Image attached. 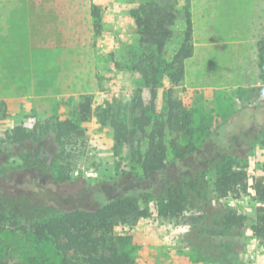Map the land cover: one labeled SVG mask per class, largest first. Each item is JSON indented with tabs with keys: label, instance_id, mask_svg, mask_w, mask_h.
Segmentation results:
<instances>
[{
	"label": "rangeland",
	"instance_id": "obj_1",
	"mask_svg": "<svg viewBox=\"0 0 264 264\" xmlns=\"http://www.w3.org/2000/svg\"><path fill=\"white\" fill-rule=\"evenodd\" d=\"M173 1L191 12L193 55L174 83L164 69L183 40L180 14L166 49L156 55L161 71L154 116L166 113L172 90L195 129L182 144L191 138L195 146L204 145L217 127L227 125L246 177L228 196L213 192L210 179L209 193L178 216L162 215L154 198L139 197L150 215L116 224L114 247L129 253L133 264H264V239L254 231L264 212L255 191L264 176V138H255L254 121L243 136L234 127L239 110L261 102V91L253 88L261 86L257 45L264 40V0ZM139 3L0 0V102L8 111L0 118V199L26 198L45 209L37 213L22 207L25 216L7 211L0 224V264H59L51 242L38 239L32 224L71 206H98L95 189L96 197L104 190L100 198L113 199L120 187L140 181L136 176L142 171L130 151H115L114 129L109 119L101 120L108 113L128 119L137 99L151 97L140 69L149 65L154 51L141 43L131 13ZM94 5L100 10L98 24ZM87 97L92 114L83 119L80 105ZM65 119L74 120L82 133L56 142L51 122ZM18 126L33 138L11 142L9 132ZM42 139L49 155L35 159L32 148L37 150ZM35 160L44 166H29ZM228 213L242 218L225 228Z\"/></svg>",
	"mask_w": 264,
	"mask_h": 264
},
{
	"label": "trees",
	"instance_id": "obj_2",
	"mask_svg": "<svg viewBox=\"0 0 264 264\" xmlns=\"http://www.w3.org/2000/svg\"><path fill=\"white\" fill-rule=\"evenodd\" d=\"M131 13L138 27L141 43L154 51L149 65L140 69L150 86L151 97L148 101L137 99L128 119L108 113L101 120L108 122L109 119L114 129L115 151L120 153L126 148L130 151L135 167L142 171L140 176H136L140 181L133 179L126 187H120L119 195L113 199L100 198V194H105L104 190H99V196L96 197L98 190L95 189L94 198L99 202L98 206H71L61 212L50 213L45 219L32 224V231L38 239L51 242L59 264H133L134 259L129 253L120 252L114 247L113 230L118 223L135 222L150 215V208L142 206L139 197L154 198L162 215L178 216L188 205H193L194 201L196 203L197 198L209 193L206 188L210 185V179L212 191L221 196L230 195L245 181L246 171L240 165L238 159L241 158L233 147L234 131L227 130V125L217 127L209 134V139L204 140V145L195 146L191 138L187 144H182L181 140L191 137L195 129L193 120L184 112L183 102L173 97L172 90L167 91L166 113L161 117L154 116L159 103L158 74L161 71L156 55L166 49L181 14L184 17L183 40L172 62L164 69L172 81L177 83L183 74L185 60L193 55V20L190 10L187 7L177 8L173 0H140ZM92 16L97 19L98 24V6H93ZM257 50L258 79L261 86L253 90L261 91V102L259 105L245 106L239 110L234 127L239 126L237 129L241 130L239 133L243 136L249 127L248 122L254 121L255 138L263 140L264 40L258 43ZM80 111L83 119L92 114L89 97L81 103ZM0 113V118L8 115L4 102H0ZM51 125L56 142L63 141L74 133H82L79 125L72 119L56 120ZM33 136L24 126H18L9 132V139L16 144L25 143ZM43 141L45 142L42 139L37 150L32 148L35 159L49 155V145L43 144ZM29 166L42 167L44 164L35 160ZM48 169H52L51 162ZM255 191L259 200L264 202V176L257 180ZM22 207L37 213H44L45 210L42 206L28 202L26 198L2 197L0 224L6 221L9 210L16 215L25 216L27 210L24 212ZM224 217L225 228L235 225L242 218L231 213ZM254 231L264 239V212L258 217ZM227 250H233L232 246L228 245Z\"/></svg>",
	"mask_w": 264,
	"mask_h": 264
}]
</instances>
